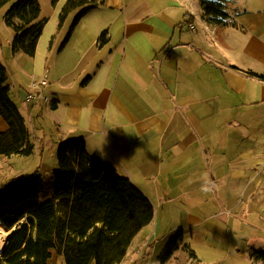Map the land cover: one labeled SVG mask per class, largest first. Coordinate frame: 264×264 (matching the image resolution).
<instances>
[{
	"label": "crops",
	"instance_id": "0c3cea01",
	"mask_svg": "<svg viewBox=\"0 0 264 264\" xmlns=\"http://www.w3.org/2000/svg\"><path fill=\"white\" fill-rule=\"evenodd\" d=\"M66 1L39 0L46 22L33 58L11 54L10 28L6 44L0 36L9 96L34 146L29 157L0 155V185L50 179L58 144L81 139L153 206L120 264H264V82L250 75L264 73V0L224 3L219 25L201 0H98L65 41L76 14L59 25ZM43 76L48 101H27ZM178 230L179 249L160 262Z\"/></svg>",
	"mask_w": 264,
	"mask_h": 264
},
{
	"label": "trees",
	"instance_id": "16d2710c",
	"mask_svg": "<svg viewBox=\"0 0 264 264\" xmlns=\"http://www.w3.org/2000/svg\"><path fill=\"white\" fill-rule=\"evenodd\" d=\"M58 1L49 0L51 6ZM229 1L201 0L203 17L208 23L221 24L227 18L224 3ZM8 4L4 23L13 32L11 54L33 58L46 22L40 16L39 0H0V10ZM98 4V0L66 1L59 25L70 13L76 14L65 41L77 22ZM105 38L103 32L100 45ZM250 75L264 82V73ZM9 91L0 60V117L8 127L0 132V155L29 157L34 146ZM56 160L58 167L47 179L48 187L38 173L16 175L0 185V228L10 231L24 221L11 236L10 253L0 257V264H48L53 252L64 264H120L135 236L153 220L151 202L110 163L90 155L81 139L60 142ZM181 240L178 230L166 243L160 262L179 249ZM256 258L264 262V253H257Z\"/></svg>",
	"mask_w": 264,
	"mask_h": 264
},
{
	"label": "rangeland",
	"instance_id": "374dc122",
	"mask_svg": "<svg viewBox=\"0 0 264 264\" xmlns=\"http://www.w3.org/2000/svg\"><path fill=\"white\" fill-rule=\"evenodd\" d=\"M197 1V0H196ZM10 7V4H8V5H6L5 7H3L1 10H0V36H1V38H2V40H3V43L4 44H6L7 43V39L9 38V35H10V30L8 29V27L5 25V23H4V15H5V13H6V11L8 10V8ZM50 181H48L47 179H46V183H47V187H48V183H49ZM46 191H47V189H46ZM46 191H45V193H46ZM45 193H44V195H45ZM22 223H24V221H21L19 224H17L15 227H14V231L13 232H11V230L10 231H4V230H1L0 231V247L1 248H4L3 249V253H5L4 255L6 256L7 254H9L10 253V243H9V245L7 246V248H5V246L7 245V243H6V239H7V236L5 235L6 233H9V236H11V235H13L17 230H18V228H19V226H20V224H22ZM4 232V233H3ZM163 248L162 246H156V250L158 251V250H160L159 248ZM54 253V252H53ZM54 255H55V261L53 260V262H55L56 264H58V256L54 253ZM61 259V263L60 264H63V259L62 258H60ZM130 259V258H129ZM131 261L132 260H127L126 262H128V264H131ZM52 262V263H53ZM141 262V260L139 259V260H136V262H135V264H141L140 263ZM172 264H182V261L181 260H179L178 258H176L173 262H172Z\"/></svg>",
	"mask_w": 264,
	"mask_h": 264
},
{
	"label": "built area",
	"instance_id": "2783aa9c",
	"mask_svg": "<svg viewBox=\"0 0 264 264\" xmlns=\"http://www.w3.org/2000/svg\"><path fill=\"white\" fill-rule=\"evenodd\" d=\"M46 84H47V78H46V76H43L38 81H32L31 82V89L35 90L36 92H34V93L29 92L26 95L25 99L27 101H29V100H33V99L37 98L38 100H43V101L47 102L48 99L42 95V90H41V87H44ZM0 230H3V229L0 228ZM6 234H8V236H7V239H6L7 245L5 246V248H7L8 244H9V241H10V238L12 236V235L9 236V233H6ZM8 238H9V240H8ZM4 254L5 253H3L2 251H0V257H3Z\"/></svg>",
	"mask_w": 264,
	"mask_h": 264
},
{
	"label": "bare ground",
	"instance_id": "6f19581e",
	"mask_svg": "<svg viewBox=\"0 0 264 264\" xmlns=\"http://www.w3.org/2000/svg\"><path fill=\"white\" fill-rule=\"evenodd\" d=\"M0 231H1V230H0ZM13 231H14V228L11 230V232H13ZM5 235L8 236V234H5ZM3 249H4V248H1V247H0V251L3 252Z\"/></svg>",
	"mask_w": 264,
	"mask_h": 264
},
{
	"label": "water",
	"instance_id": "95a60500",
	"mask_svg": "<svg viewBox=\"0 0 264 264\" xmlns=\"http://www.w3.org/2000/svg\"><path fill=\"white\" fill-rule=\"evenodd\" d=\"M14 228V227H13ZM10 238V237H9ZM9 238H8V240H9Z\"/></svg>",
	"mask_w": 264,
	"mask_h": 264
}]
</instances>
